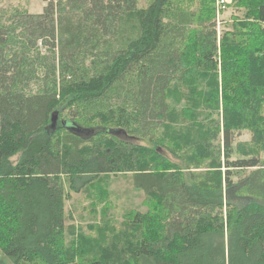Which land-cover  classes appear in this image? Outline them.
I'll return each mask as SVG.
<instances>
[{
	"label": "trees",
	"instance_id": "16d2710c",
	"mask_svg": "<svg viewBox=\"0 0 264 264\" xmlns=\"http://www.w3.org/2000/svg\"><path fill=\"white\" fill-rule=\"evenodd\" d=\"M232 7L219 41L214 0L0 14V264H264V0ZM108 175L142 199L68 229L65 188L102 219Z\"/></svg>",
	"mask_w": 264,
	"mask_h": 264
},
{
	"label": "rangeland",
	"instance_id": "374dc122",
	"mask_svg": "<svg viewBox=\"0 0 264 264\" xmlns=\"http://www.w3.org/2000/svg\"><path fill=\"white\" fill-rule=\"evenodd\" d=\"M49 0H0V14L7 15L13 9L17 8L28 12L29 14H40L43 8L47 5ZM151 0H137V7L146 8ZM229 1L224 9L222 10L214 0V22L217 33V40L223 31L230 29L234 19L236 17L242 18V11L236 10L232 7V0ZM6 17V16H5ZM179 88V92H185L184 88H180L179 84H175L170 94H173ZM172 107L175 110H181L182 105L178 103L174 98H171ZM66 127L72 132L79 133L81 130L71 123H67ZM236 141L248 142L251 139V134L248 132H241L235 135ZM139 143L144 144V142L139 141ZM108 178H103V181H96L89 188L94 191V193L99 190H109L110 191V202L112 210L103 211L101 219V206L97 208V214L91 213L90 201L85 197V191L82 190L79 193H73L65 188L66 192L69 193V198L65 202V226L69 229L74 226L76 228L81 227L83 230L86 229V225L91 223L102 224V227L110 226L118 229L120 227V222L122 221V214L126 211L132 210L136 198L142 199V194L135 191L130 183L129 176L127 175H108ZM99 179V180H100ZM210 255L215 260H217L219 248L218 242L212 240L210 243ZM7 264H11L6 260ZM246 264H254L253 261L248 258Z\"/></svg>",
	"mask_w": 264,
	"mask_h": 264
},
{
	"label": "built area",
	"instance_id": "2783aa9c",
	"mask_svg": "<svg viewBox=\"0 0 264 264\" xmlns=\"http://www.w3.org/2000/svg\"><path fill=\"white\" fill-rule=\"evenodd\" d=\"M228 2L229 1H227V0H217L216 4L223 10Z\"/></svg>",
	"mask_w": 264,
	"mask_h": 264
}]
</instances>
